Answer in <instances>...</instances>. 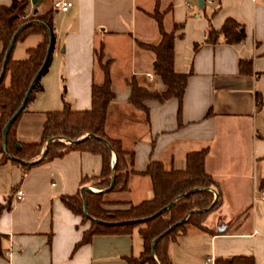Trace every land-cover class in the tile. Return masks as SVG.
<instances>
[{
  "label": "crops",
  "instance_id": "0c3cea01",
  "mask_svg": "<svg viewBox=\"0 0 264 264\" xmlns=\"http://www.w3.org/2000/svg\"><path fill=\"white\" fill-rule=\"evenodd\" d=\"M59 1L71 7L53 9ZM11 2L0 0V6ZM156 8L164 13L167 32L179 26L173 68L189 76L180 104L150 99L145 111L129 103L128 82L135 78L150 90L165 89L153 71L154 55L137 45L160 43L151 17ZM51 9L56 40L40 78L42 89L18 121V143L40 142L46 114L61 111L64 102L73 111L90 110L92 85L102 84L101 65L109 62L114 99L105 134L129 154V176L125 192L105 194L104 208L126 209L151 200V181L143 175L150 162L183 170L188 154L207 149L205 171L221 204L206 218L204 231L187 227L167 246L170 261L205 264L212 258L214 264L247 257L264 264V203L255 198L264 190V0H40L35 6L29 1L25 17ZM227 19L242 26L244 42L202 44L208 26L219 30ZM41 41L39 35L26 37L13 47L12 60L26 59ZM101 44L100 65L94 50ZM195 44H201L196 52ZM2 49L0 43V54ZM240 61L251 63L250 74L239 72ZM101 170L100 156L76 151L26 171L10 162L0 164V264H126V258L139 257L143 242L138 228L131 235L94 236L75 249L90 224L69 211L61 197L75 196L83 187L100 192L82 181L98 177ZM18 189L24 199L15 203Z\"/></svg>",
  "mask_w": 264,
  "mask_h": 264
},
{
  "label": "trees",
  "instance_id": "16d2710c",
  "mask_svg": "<svg viewBox=\"0 0 264 264\" xmlns=\"http://www.w3.org/2000/svg\"><path fill=\"white\" fill-rule=\"evenodd\" d=\"M28 5L29 0H12L9 6H0V43L3 47L0 54V72L11 38L22 26L25 25L18 34L14 46L30 35L42 37V41L36 47L27 51L26 59L21 61L12 60V48L6 61L4 75L0 81V154L2 155L0 164L10 162L26 171L32 167L62 158L70 152H87L100 156L102 160L100 175L82 181L83 186L91 182V187L98 189L100 192L94 193L84 190L75 196L61 197V202L69 211L80 216L83 223L89 222L90 224L75 249L89 244L94 236L131 235L134 229L138 228V234L143 242V251L137 258H126V264H172L167 254V246L174 243L186 231L187 227L191 226L204 231L206 218L221 204V196L216 189V184L205 171L208 150L203 149L188 154L183 170L168 171L161 163L150 162L143 175L148 176L151 181L152 199L137 205H131L126 209L106 210L104 208L106 193L125 192L127 190L129 172L126 156L129 154L122 149L119 141L112 140L105 134L107 110L114 99V93L111 86L109 62L103 66L101 65L103 59L102 44L98 51L94 50V57L101 65L104 80L100 85H92L90 110L73 111L69 104L64 102L61 111L46 114L40 142L21 144L16 139V128L23 110L7 133V152L9 156L24 162H31L33 158L41 155V150L49 139L57 138V140L49 143L41 159L30 165H22L10 159L3 150V127L19 108L32 79L43 65L49 43V34L53 42L52 50L56 40L53 29V10H49L44 15L34 14L26 18ZM151 17L156 22L161 41L156 46L140 42H137V45L154 55L155 66L153 71L161 79L165 89L162 92L150 90L148 87L140 86L135 78H131L128 82L131 87L129 103L133 107L145 111L144 102L150 99L159 102L177 99L180 104L189 76V74H177L173 68L175 32L179 26L173 25L172 31L167 32L163 24L164 13L157 8ZM244 40L245 34L242 26L234 20L227 19L219 30H215L209 25L205 31L202 44L216 45L223 43L236 45L243 43ZM200 46L201 44H195L193 47L194 52ZM51 54L40 78L48 70ZM239 72L250 74L252 72L251 63L240 61ZM40 78L30 93L26 105L41 91ZM6 79H8V84L5 82ZM179 116L180 107L178 118ZM84 136L87 137L78 143H74ZM17 145L20 149L16 148ZM113 155L114 160H112ZM113 166L115 168L114 187L109 192H105L110 186ZM214 200L215 203H213ZM83 201L86 203V216L83 212ZM169 205L171 207L167 211L144 221ZM2 209L0 208V212ZM181 221L184 222L179 224ZM172 226L175 227L155 244L153 255L152 242ZM214 264H255V262L252 258L237 257L217 259Z\"/></svg>",
  "mask_w": 264,
  "mask_h": 264
},
{
  "label": "water",
  "instance_id": "95a60500",
  "mask_svg": "<svg viewBox=\"0 0 264 264\" xmlns=\"http://www.w3.org/2000/svg\"><path fill=\"white\" fill-rule=\"evenodd\" d=\"M29 1L31 2V5H32V6H35V5L37 4V2H39L40 0H29ZM24 27H25V25L22 26V27H21V28H20V29H19V30L13 35V37L11 38V41H10L8 47H7V50H6L5 55H4V58H3V62H2V66H1V72H0V81H1V79L3 78L4 71H5V66H6V61H7L8 56H9V54H10V52H11L13 46H14V43H15V41H16V38H17L18 34L20 33V31H21ZM52 45H53L52 38H51V36H50V34H49V43H48V46H47L46 55H45V58H44V61H43V65H42V67L40 68V70L38 71V73H37V74L34 76V78L32 79V81H31V83H30V85H29V87H28V89H27V91H26V93H25V95H24V98H23V100H22V102H21L19 108H18V109L16 110V112H15V113H14V114L8 119V121L6 122V124H5L4 127H3V130H2V147H3V150L5 151V153H6L7 155H8V152H7V133H8V130H9L10 126L14 123V121L18 118V116L22 113V111L24 110V108H25V106H26V103H27V101H28V99H29L30 93L32 92V90H33V88H34V86H35L37 80L40 78V76H41V74H42V72H43V69L45 68V66H46L47 63H48V60H49V57H50V54H51V51H52ZM154 66H155V63H154ZM85 137H87V136H84L83 138L79 139L78 141H75L74 143H78L79 141H81V140L84 139ZM55 140H57V138H51V139H49V140L46 142V145H45V147H44V149H43V151H42V153H41V157L43 156V153H44V151H45L46 146H47L49 143H51L52 141H55ZM16 148L20 149L19 145H17ZM8 157H9L10 159H12V160H15V161L19 162V163L22 164V165H30V164H31V162H24V161H21V160H19V159H16V158L12 157V156H9V155H8ZM40 159H41V158H40ZM40 159H39V160H40ZM114 181H115V168H114V166H113V167H112L111 180H110V186H109V188H108L107 190H105V192H109L110 190L113 189V187H114ZM84 190H86V191H91L90 188H88V187H83V188L81 189L80 192H83ZM91 192H92V191H91ZM213 203H215V200H214ZM170 207H171V205L164 207V208L161 209L159 212H157L154 216L149 217V218L145 219L144 221H147V220H149V219H151V218H153V217H155V216L161 214L162 212L167 211ZM83 212H84V215L86 216V215H87V208H86V203H85V201H83ZM183 222H184V221H181V222H179V224H182ZM174 227H175V226H172L171 228H169L168 230H166L165 232H163L161 235H159V236H158V237L152 242V244H151V249H152V254H153V255H154V247H155V244H156L159 240H161V239H162V238H163V237H164V236H165L170 230H172Z\"/></svg>",
  "mask_w": 264,
  "mask_h": 264
},
{
  "label": "built area",
  "instance_id": "2783aa9c",
  "mask_svg": "<svg viewBox=\"0 0 264 264\" xmlns=\"http://www.w3.org/2000/svg\"><path fill=\"white\" fill-rule=\"evenodd\" d=\"M71 7L70 2L66 1H59L53 4V9L55 10H60L62 12H66L69 8ZM146 77L151 81L152 80V75L151 74H146ZM213 195L215 193L211 191ZM255 198L260 200L261 202L264 203V190H260L256 193ZM24 199V193L21 189H18L15 191L14 194V201L15 203H19ZM205 264H213V259L212 258H207L205 260Z\"/></svg>",
  "mask_w": 264,
  "mask_h": 264
},
{
  "label": "rangeland",
  "instance_id": "374dc122",
  "mask_svg": "<svg viewBox=\"0 0 264 264\" xmlns=\"http://www.w3.org/2000/svg\"><path fill=\"white\" fill-rule=\"evenodd\" d=\"M6 82V84H8V79L5 81ZM42 151V150H41ZM2 158V157H1ZM0 158V159H1ZM98 190V189H97ZM99 191V190H98ZM113 205H116V204H113ZM116 209H118V207H116V206H113V207H111V209H109V211H113V210H116ZM107 210V209H106ZM89 223V222H88ZM133 237L135 238V240H136V238H137V234H136V232H134V234H133Z\"/></svg>",
  "mask_w": 264,
  "mask_h": 264
}]
</instances>
